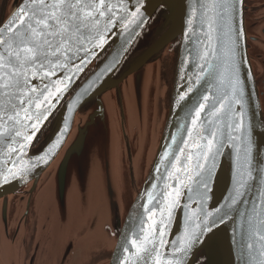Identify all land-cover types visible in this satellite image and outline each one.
I'll return each instance as SVG.
<instances>
[{
  "label": "snow or ice",
  "instance_id": "1",
  "mask_svg": "<svg viewBox=\"0 0 264 264\" xmlns=\"http://www.w3.org/2000/svg\"><path fill=\"white\" fill-rule=\"evenodd\" d=\"M243 2L193 0L188 6L184 37L188 44L196 45L200 61L194 79L208 87L197 94L186 113L188 123L178 125L179 134H170L169 150L157 162V173L161 165L167 173L161 179H172L173 183H165L163 188L153 184V190L160 188V192H146V201L138 206L143 211L130 216L131 228L114 264H190L195 251L203 253L202 264H212L211 255L218 245L216 228L234 220L233 212L243 221L233 231V264H264V167L253 162L255 126L245 120V86L239 75L238 52L244 33L232 27ZM148 6V0H20L12 16L0 24V183L28 179L37 165L24 162L25 145L31 144L64 95L98 58V50L102 51L114 34L128 37L73 97L67 105L69 110L95 90L104 73L119 68L130 51L132 37L140 35L148 21L168 11L165 0L153 8L155 16L148 12ZM197 19L203 39L197 34ZM193 91L190 83L176 104L187 107ZM226 145L233 153V174L225 203L215 209V214L209 211L200 217L195 229L175 241H166L163 214L167 211L171 219L179 205L181 173L207 189ZM59 146L58 140L55 147ZM50 153L51 149L37 160L46 164ZM257 179L260 188L253 199L249 193ZM241 206L246 210L240 211ZM157 212L161 214L159 226ZM169 245L171 252L167 251Z\"/></svg>",
  "mask_w": 264,
  "mask_h": 264
},
{
  "label": "water",
  "instance_id": "2",
  "mask_svg": "<svg viewBox=\"0 0 264 264\" xmlns=\"http://www.w3.org/2000/svg\"><path fill=\"white\" fill-rule=\"evenodd\" d=\"M245 1L242 9L235 13L232 27L233 30H242L244 33L243 38L239 40L238 52L241 61L239 75L245 86L244 105L247 113L245 120L255 126L253 162L259 167H264V127H261L264 121L247 48ZM159 2L160 0H148V12L152 13L153 8ZM165 3L168 5V11L165 12L164 24L158 32L161 36L160 40L127 66L126 73L122 74L120 79L115 80V75L126 59L123 58L115 72L104 73L97 81V85H94L95 90L91 91L90 95L83 97L81 103L69 110L67 105L73 97L81 88L86 87L87 81L93 78V74L99 73L105 63L112 59L113 54L128 39L126 34L120 36L114 34L104 49L98 50V58L92 60L86 71L81 74L55 107L47 121L40 126L31 144L25 145L27 157L24 162L27 163L30 160L32 164L37 165L29 174L28 179H10L8 183H0V204L7 212L8 200L11 195L23 187L36 184L40 177L49 178L37 201L39 221L35 247L38 254H44V250L47 251L50 262L53 264L58 262L85 264L91 254L102 252L110 254L107 264H114V257L121 252V242L131 228L130 216L137 211H143L138 206L142 201H146V192H160V188L153 190V184H160L163 188L165 183H173L172 179H161L162 176H167V173L164 171L163 165H161L160 172L157 173V162L164 151L169 150L166 146L171 143L170 134H179L178 125L181 122L188 123L186 120L188 109L195 101L197 94L203 93L208 85L204 81H201L199 85L196 84L194 77L198 71L197 65L200 63L197 57V47L194 44H188L184 37L187 29L188 6L193 3V0H165ZM16 6L10 8L4 22L16 11ZM237 7L240 9L239 5ZM195 27L197 34H200L199 19L195 22ZM144 29L140 30V35L132 37L130 50ZM200 36L203 39L202 34ZM178 37L181 38V41L170 106L166 109L164 94L160 92L158 86L154 94L153 118L150 143L146 154L144 181L139 192L134 195L132 203L126 209L118 170L120 136L116 124L115 94L112 96L109 92L111 90L117 92L119 85L124 82L122 93L125 97L129 121L131 123L142 122L146 127L151 76L137 73V71L147 59L157 52V49ZM215 44L214 40L213 45ZM190 50L191 56L189 55ZM93 67H95L94 71L81 82ZM125 77H129L127 81H125ZM190 83L194 90L193 100L187 107H179L176 101L179 95L187 90ZM85 108L86 110L82 112ZM48 125H50V129L42 143L44 148L35 154L33 153L34 146ZM65 128H67L66 131ZM58 140L60 146L55 147ZM49 149H51V153L48 162L45 164L44 161H38L37 157ZM192 151L194 152L195 149ZM232 159V150L226 145L223 155L217 158L216 167L212 169L207 189L195 178L189 179V174L181 173L183 187L179 205L173 209L171 219L168 218L167 211L163 214L167 224L164 237L166 241H175L187 230L195 229L200 222V217L209 211L215 214V209L225 203L232 184ZM190 175L195 177L194 172ZM259 188L260 181L257 179L256 185L249 193L253 199H255ZM245 210L241 206L240 211ZM232 215L235 217L234 220L216 228L218 245L211 255L212 264H233V231L243 221L238 213L233 212ZM160 218L161 214L157 212L158 226ZM80 235L81 239L77 240ZM161 251L163 252L164 249L162 248ZM167 251L171 252V245L168 246ZM202 255L201 251H195L190 264H201L200 257Z\"/></svg>",
  "mask_w": 264,
  "mask_h": 264
},
{
  "label": "flooded vegetation",
  "instance_id": "3",
  "mask_svg": "<svg viewBox=\"0 0 264 264\" xmlns=\"http://www.w3.org/2000/svg\"><path fill=\"white\" fill-rule=\"evenodd\" d=\"M19 3L20 0H0V24L6 20L10 8L15 7ZM244 14L246 32L248 34L247 48L254 71L264 121V0H246ZM164 17L165 14L149 21L142 35L132 46L120 70L115 75V80L120 79L122 74L126 73L125 69L127 66L160 40L161 36H159L158 32L164 24ZM180 41L181 38L178 37L162 45L137 71V73L151 76L147 103V133L146 127L142 122H134L136 123L134 124L129 121L125 97H123L122 93L125 83L123 82L119 85L117 92L113 90L109 92L112 96L115 94L116 124L120 136L118 170L125 206L128 201L132 203L134 195L139 192L144 181L146 154L150 143L153 118L154 94L158 86L160 87V92L164 94L166 109L170 106ZM92 71H88L85 78ZM128 78L125 77V81ZM49 129L50 125L39 136L33 153L36 154L43 150L44 146L42 143ZM48 180L49 178L40 177L36 184H30L16 191L8 200L7 212L4 211L2 204H0V264H53L50 262L47 251L44 250V254H38L35 247L39 221L37 209L39 204L37 201ZM108 232H110L109 229ZM78 239H81V235L77 237ZM109 259L110 254L107 252L94 253L89 256L85 264H107ZM56 264L62 263L58 262Z\"/></svg>",
  "mask_w": 264,
  "mask_h": 264
},
{
  "label": "bare ground",
  "instance_id": "4",
  "mask_svg": "<svg viewBox=\"0 0 264 264\" xmlns=\"http://www.w3.org/2000/svg\"><path fill=\"white\" fill-rule=\"evenodd\" d=\"M94 69H95V67H93L91 70H93V71H94ZM93 71H92V72H93ZM92 72H91V73H92ZM86 78H87V77H86ZM86 78H85V77H83V79H82V81H81V82H83V81H84Z\"/></svg>",
  "mask_w": 264,
  "mask_h": 264
},
{
  "label": "rangeland",
  "instance_id": "5",
  "mask_svg": "<svg viewBox=\"0 0 264 264\" xmlns=\"http://www.w3.org/2000/svg\"><path fill=\"white\" fill-rule=\"evenodd\" d=\"M130 201H128V202H126V206H125V208L128 206V205H130Z\"/></svg>",
  "mask_w": 264,
  "mask_h": 264
}]
</instances>
